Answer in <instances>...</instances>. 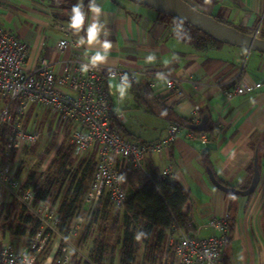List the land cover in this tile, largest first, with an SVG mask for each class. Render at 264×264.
Wrapping results in <instances>:
<instances>
[{"label":"crops","instance_id":"0c3cea01","mask_svg":"<svg viewBox=\"0 0 264 264\" xmlns=\"http://www.w3.org/2000/svg\"><path fill=\"white\" fill-rule=\"evenodd\" d=\"M62 1L0 0V27L26 45V70L45 59L55 74L61 76L63 60L74 54L84 58L83 48L63 52L56 49L61 40L70 38L76 42L77 39L61 19ZM184 1L212 17L223 11L221 20L237 25L241 31H252L248 32L250 35L257 28L259 6L254 8L247 1ZM84 2L87 5L88 0ZM98 3L105 10L106 15L101 19L106 22L108 39L113 42L103 66L140 72L136 81L149 82L155 98L140 105L130 89L121 101L115 84L108 82L113 108L118 107L131 118L123 125L124 138L149 143L164 135L168 121L160 115L161 106L155 101L161 98H165L164 107L172 109L178 117L193 119L197 114L201 121L206 116V125L213 131L212 140L209 133H205L206 144L199 138L181 135L168 151L147 156L144 169L159 174L171 168V179L188 195L183 210L190 219L188 236L200 240L215 235L216 231L206 226L208 219L227 215L233 227L222 251L223 263L264 264V55L228 45L196 51L174 38L172 27L160 23L152 10L154 13L127 0H98ZM57 25L65 29L58 30ZM149 53L157 57L152 64L144 62ZM158 72L207 85L194 88L183 82L178 92L169 94L164 82L156 79ZM229 81L252 91L227 102L221 85ZM254 159L259 166V182L252 195L225 194L208 178L207 168L226 187L244 191L241 189L250 184L247 167L254 165Z\"/></svg>","mask_w":264,"mask_h":264},{"label":"built area","instance_id":"2783aa9c","mask_svg":"<svg viewBox=\"0 0 264 264\" xmlns=\"http://www.w3.org/2000/svg\"><path fill=\"white\" fill-rule=\"evenodd\" d=\"M57 28L65 29L61 25H57ZM254 36H264V10L258 15ZM69 48L79 50L70 38L61 40L56 45L59 52ZM26 55V45L0 27V126L8 128L4 142H0V208L8 202L9 197L15 199L38 217L46 231L38 232L21 250L2 242L0 264H36L43 258L52 237L57 243L52 246L42 264H48L49 258L51 264H70L69 249L73 247L76 235L85 225L87 215L93 213L92 208L101 196L107 194L115 209L123 206L126 192L120 182H117L116 176L128 164L149 177L150 174L144 169L147 156L168 151L181 135L188 139L199 138L202 144H206L207 139L204 133L196 135L179 122L168 121L160 139L149 143L128 141L111 130L113 120L125 125L127 118L118 107L113 108L108 82L116 84L119 76L127 73L133 83L141 75L140 72L100 65L82 74L79 66L84 59L74 54L62 61L63 72L61 76H57L45 59L40 60L34 68L26 70ZM113 75L115 80L112 79ZM168 80L170 86L164 82V89L169 94L178 92L183 82H188L194 88L207 85L205 82L185 81L173 75L168 76ZM221 86L222 95L227 102L252 91L251 88L232 81ZM33 106L47 108L55 115L60 131L70 127L69 143L72 146L71 158L74 165L89 151H95L94 169L82 207L65 233H60L55 228L56 217L49 212L48 206L33 205L34 188L21 190L15 177L18 156L40 137L36 126L25 123V116ZM194 111L197 113L198 107ZM195 116L192 119L193 125L200 121L198 115ZM158 176L171 178V168L165 169ZM228 219L227 215L209 218L206 226L215 230L216 234L205 239L195 240L181 230L168 232L166 247L168 254L173 256L174 264H222L221 254L227 238Z\"/></svg>","mask_w":264,"mask_h":264},{"label":"trees","instance_id":"16d2710c","mask_svg":"<svg viewBox=\"0 0 264 264\" xmlns=\"http://www.w3.org/2000/svg\"><path fill=\"white\" fill-rule=\"evenodd\" d=\"M63 16L62 20L68 22V13L74 3V0H63L61 3ZM157 20L172 27V36L178 41L191 46L196 51H205L207 49L219 47L220 44L206 37L196 29L179 22L178 20L157 14ZM215 18V17H213ZM216 19V18H215ZM217 21L233 27L230 23L218 20ZM241 31V30H239ZM243 32V31H241ZM264 39V36L260 37ZM150 83L144 82L138 84L135 80L132 83L131 90L135 93L136 103L142 105L143 102L150 100L152 90ZM157 106H161V111H167L166 116H162L167 121H177L187 130H191L192 119L178 117L172 109L166 108L163 105L165 98L155 100ZM33 106L29 109L26 116L32 118L34 109ZM151 110V108H149ZM161 112V113H162ZM161 115V114H160ZM39 129V127H38ZM111 130L121 135L126 136V131L123 125L113 120ZM61 132L59 126H56L54 131ZM64 138L67 140L70 134V127L64 129ZM196 135L209 133V140H212L213 131L206 125L205 131ZM8 133L6 126H0V142L3 143L5 136ZM125 139V138H124ZM65 140V141H66ZM127 140V139H126ZM130 140V139H129ZM128 140V141H129ZM132 142L145 143L131 139ZM52 143L47 147L46 154L51 150ZM32 148V146L30 147ZM72 146L67 142H61L56 150V156L51 161L50 166L40 173L36 170L29 171L26 175L21 190L34 188L33 205L37 207L48 206L49 212L55 215V228L60 233H65L68 225L77 212L80 211L85 194L88 189L89 178L94 169V149L89 151L77 164L74 165V160L71 158ZM205 161V165H206ZM208 164V163H207ZM251 163L247 167L249 181L251 182L254 175V167ZM259 173V166L256 163ZM126 174V181L120 182L121 187L126 192V200L121 207L119 230L121 233L120 248H119V264H136L138 252L143 250V261L147 264H157L163 260L168 254L166 247V236L172 230H181L188 234V226L190 219L183 212L188 195L179 187L171 178H161L158 174H150L149 177L143 175L140 171L135 170L130 164L119 174ZM215 179L221 185L226 186L216 176ZM244 187L241 190H246ZM107 194L101 196L100 200L94 207L90 223L84 231L82 240L90 236V228L97 222L104 223L108 215L106 211ZM59 201V205L55 212V204ZM233 225L230 222L227 225V238L229 241ZM143 230L147 235V239L142 242L134 240V233ZM45 232L42 223L23 207L17 200L12 199L0 208V244L6 239L24 238L28 243L32 237L38 232ZM102 234H107L106 229H100ZM107 245L106 237H101L97 240L96 258L92 264H101L105 247ZM48 250L45 251V255ZM45 257V256H44ZM76 255L70 256V264H80L76 259ZM222 259V254H221ZM89 264V263H81ZM222 264L223 260H222Z\"/></svg>","mask_w":264,"mask_h":264},{"label":"rangeland","instance_id":"374dc122","mask_svg":"<svg viewBox=\"0 0 264 264\" xmlns=\"http://www.w3.org/2000/svg\"><path fill=\"white\" fill-rule=\"evenodd\" d=\"M126 1V0H125ZM247 1L248 5L253 6L254 8L259 6V10L257 13L264 10V0H242V2ZM147 11L152 12L148 8H146ZM221 11L219 14L215 13V18L218 20H221L222 16ZM154 13V12H152ZM260 14V13H259ZM235 29L239 30L240 28L237 25H232ZM241 30V29H240ZM243 32L247 33L252 32L249 30H243ZM220 47V46H219ZM34 114L32 118L29 119L27 116H25V123H30V125H34L37 128L39 127L40 137L38 141L32 145V148L28 147L25 149L17 159V162L15 163L16 168V179L19 182L20 185H22L26 175L29 171L36 170L40 173H44V171L50 166L51 161L55 158L56 150L59 147L60 143L67 142L69 144L70 140V134H68L67 140L64 138V130L61 132L54 133L57 123L55 121V115H53L47 108L38 107L36 106L34 110ZM126 115V114H125ZM127 120L130 121L129 115H126ZM135 128L138 129L137 125L133 123ZM66 140V141H65ZM52 143L51 150L46 154L47 147ZM86 156V155H85ZM83 156V157H85ZM12 198H8V202L11 201ZM54 206V212L58 208V203ZM106 211L108 215L106 217V220L104 223L97 222L90 228V236H87L84 240H82L83 233L86 229V227L90 223V217L92 213L88 214L86 217V224L82 226V228L79 230L78 234L76 235L73 247L69 249L70 256L72 254L76 255L75 260L77 259L80 264L83 262H87L89 264L94 263L93 259L96 258V250L97 248V240L101 237H106L107 245L105 247V254L103 255L101 264H119V248H120V239H121V233L119 230V222H120V214H121V208L115 209L109 199V197L106 200ZM94 211V208H92V212ZM91 212V210H90ZM34 217H36L34 214H32ZM38 218V217H36ZM106 229L107 234H102L100 232V229ZM3 242L9 243L12 246H14L16 249H22L24 246L27 245L26 239L24 238H14V239H8L6 238ZM57 241L54 237L51 238L46 250V255L43 254V258L41 257L39 262L36 264H42L44 261V258L49 254L52 246L56 245ZM74 250V251H73ZM143 250L141 249L136 258V264H147L143 261L142 258ZM45 256V257H44ZM157 264H174L173 256L171 254H166V256L163 258L162 261H160Z\"/></svg>","mask_w":264,"mask_h":264},{"label":"clouds","instance_id":"9594fccd","mask_svg":"<svg viewBox=\"0 0 264 264\" xmlns=\"http://www.w3.org/2000/svg\"><path fill=\"white\" fill-rule=\"evenodd\" d=\"M105 10L103 6L98 3V0H88L85 5L84 0H76L68 13L67 28L73 35L77 36L75 46L84 49V62L79 66V71L88 73L91 69L97 68L105 64L109 59V54L113 48V42L108 39L109 32L106 30V22L102 21ZM89 16L91 20L89 22ZM91 53V55H89ZM157 60L155 53L146 55L144 62L152 64ZM115 80V75L112 76ZM156 79L161 82L169 83L168 75L164 72L156 73ZM118 98L123 101L132 87V80L127 73L119 76V82L113 85ZM167 111H163L161 116H166ZM117 182H125L126 174H119L116 176ZM147 233L143 230L134 233V240L142 242L147 239ZM74 251V250H73ZM48 264H51L49 258Z\"/></svg>","mask_w":264,"mask_h":264},{"label":"water","instance_id":"95a60500","mask_svg":"<svg viewBox=\"0 0 264 264\" xmlns=\"http://www.w3.org/2000/svg\"><path fill=\"white\" fill-rule=\"evenodd\" d=\"M136 5L148 8L157 14L165 15L186 24L206 37L212 39L220 45H228L243 49L247 52H256L264 55V39L241 32L234 27L228 26L217 21L210 15H207L184 0H127ZM207 117L203 116L201 121L191 127V130L202 133L206 128ZM254 175L249 187L240 191L237 188H230L221 185L215 179L212 171L207 168V175L212 185L219 191L228 195H252L259 182V173L256 167V159H254Z\"/></svg>","mask_w":264,"mask_h":264}]
</instances>
